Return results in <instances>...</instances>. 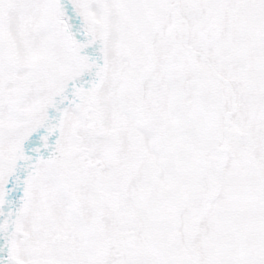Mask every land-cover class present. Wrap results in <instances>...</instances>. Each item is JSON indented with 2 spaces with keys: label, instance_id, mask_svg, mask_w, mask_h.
Here are the masks:
<instances>
[{
  "label": "snow or ice",
  "instance_id": "1",
  "mask_svg": "<svg viewBox=\"0 0 264 264\" xmlns=\"http://www.w3.org/2000/svg\"><path fill=\"white\" fill-rule=\"evenodd\" d=\"M0 264H264V0H0Z\"/></svg>",
  "mask_w": 264,
  "mask_h": 264
}]
</instances>
